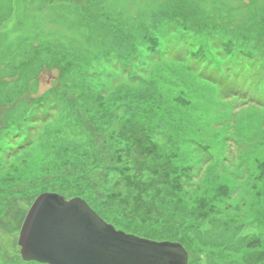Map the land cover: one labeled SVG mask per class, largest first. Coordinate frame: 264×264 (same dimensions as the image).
Wrapping results in <instances>:
<instances>
[{
    "label": "rangeland",
    "instance_id": "rangeland-1",
    "mask_svg": "<svg viewBox=\"0 0 264 264\" xmlns=\"http://www.w3.org/2000/svg\"><path fill=\"white\" fill-rule=\"evenodd\" d=\"M249 47L264 0H0V264H42L20 256L28 209L84 190L118 230L170 226L187 264H264V105L196 64ZM141 183L162 194L115 202Z\"/></svg>",
    "mask_w": 264,
    "mask_h": 264
},
{
    "label": "water",
    "instance_id": "water-1",
    "mask_svg": "<svg viewBox=\"0 0 264 264\" xmlns=\"http://www.w3.org/2000/svg\"><path fill=\"white\" fill-rule=\"evenodd\" d=\"M21 259L42 264H187L176 242H157L116 229L84 200L39 195L18 235Z\"/></svg>",
    "mask_w": 264,
    "mask_h": 264
},
{
    "label": "trees",
    "instance_id": "trees-1",
    "mask_svg": "<svg viewBox=\"0 0 264 264\" xmlns=\"http://www.w3.org/2000/svg\"><path fill=\"white\" fill-rule=\"evenodd\" d=\"M83 1H85V0H83ZM86 1H92V0H86ZM93 1H96V0H93ZM160 15H162V13H160ZM156 17L157 16H155V18ZM170 17L173 18L172 16H170ZM146 22H147V20H146ZM176 22L177 21L175 20V24L173 22H171V24L169 23L167 28H169L170 31L174 32L175 26H178V24H176ZM149 23H150V21L147 22L148 25H149ZM167 23L168 22H166V24ZM143 25L140 28H143ZM145 30H146V28H144L142 30V33H141L142 35L140 37L148 36V35H146V31ZM159 31L162 32L163 30L159 29ZM219 41L220 40H218L217 42H219ZM170 49H171V46L170 47L169 46L165 47V53L168 54V51ZM108 55H110V53ZM116 57H118L120 59L119 62H121L122 58L119 57V56H116ZM116 57H115V59L111 60L114 63L110 64V67L114 68V69H116L117 61H118L116 59ZM200 57H201V58H199L200 59L199 60L200 63H198V62L196 63L199 66L198 73L206 81H209L211 83H215L216 82L218 84H220L222 82L223 84L227 85L228 90L233 89L234 85L238 84V86H240V87H245V88H242V89L243 90H247L248 97H250L251 99H253L257 103L264 105V59L263 60H259V58L256 56L254 50L251 47L245 48V50L243 51V54H240V53H237V52H230V50L221 53V57L222 58H227V60L237 61V63L232 64L233 66H231V65L229 67L226 66L225 69H221V68H216L215 69V68L211 67L210 64L205 63V61H204L202 56H200ZM220 70H223V71L221 72ZM42 116L43 115H38L37 117L40 119ZM21 148H22V145H20L16 149H12L10 151V155L13 154V156H14L13 152H15L17 149H21ZM96 168H97V170L99 169L98 166ZM143 178H145V177L142 176V179ZM139 181H140V179H139ZM158 186H159L158 184L152 183L151 185H146L145 187H143V184L141 183L140 188L136 189L135 191L122 192V193H121V191L117 192L118 193L117 196L120 198V200L119 201H115V202L117 204L120 203V202H123L129 196H133L134 200H136V202H139L140 199H143L142 198L143 195H141V194H142V192L144 190H147L152 195L151 198H153L154 196H160L162 194V192H161V189L158 188ZM134 187H136V184H134ZM141 187L145 188V189L140 192ZM180 187H182V189H185V188H183V186H180ZM175 190H177L176 187H173L172 189H170L169 185H166L163 193H166L168 195L169 192H172V191H175ZM138 191H139V194H136ZM107 193H108L107 190H104V191H101V193L97 194V195H101L102 194L103 197H106V199H107V198L110 197V194L107 195ZM76 195L84 198V200L88 203V205L90 207H92V209L94 208V210H95V209L100 207V203H98L100 201H98L96 199V197H95L96 196V191H94V190H84V191L77 192ZM122 196L125 199H122ZM138 197L140 199H138ZM96 212H97V210H96ZM151 213H152V211L150 210L149 211V217L153 218V219H159L160 218L159 217L160 214L166 216L162 209L154 212L156 214L155 216H151ZM99 216L101 218L104 217L102 213H100ZM105 216H107V215H105ZM172 221H174V219H172ZM108 222L111 223L112 225L116 226V227H117V225L120 226L113 219H112V221L110 220ZM123 230L126 231L127 228L126 229L123 228ZM170 230H171V227L169 226V231ZM163 231L160 232V233H154V234H151V232H150V233H145V234L142 233V234H138V235L140 237H144V238L151 239L153 241H159V242H161V241H175L174 240V236L171 235V233L169 231H164V232ZM131 233L134 234L135 232H131ZM179 243L182 245L181 242H179Z\"/></svg>",
    "mask_w": 264,
    "mask_h": 264
}]
</instances>
